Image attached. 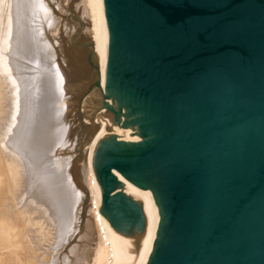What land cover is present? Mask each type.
<instances>
[{
  "label": "water",
  "instance_id": "1",
  "mask_svg": "<svg viewBox=\"0 0 264 264\" xmlns=\"http://www.w3.org/2000/svg\"><path fill=\"white\" fill-rule=\"evenodd\" d=\"M103 18L100 96L134 116L108 108L94 146L100 213L136 261L145 215L119 173L158 216L146 264H264V0H103ZM81 45L95 68L91 39Z\"/></svg>",
  "mask_w": 264,
  "mask_h": 264
},
{
  "label": "bare ground",
  "instance_id": "2",
  "mask_svg": "<svg viewBox=\"0 0 264 264\" xmlns=\"http://www.w3.org/2000/svg\"><path fill=\"white\" fill-rule=\"evenodd\" d=\"M87 6L92 19L94 72L89 57L80 70L57 59L55 43L48 33L53 11L46 0H0V221L18 231L26 243L24 251L35 254V258L40 250L53 248L68 237L76 221L75 210L81 196L78 178L85 163L81 170L78 167L77 177H71L56 150L69 139L71 104L66 98L71 93L86 91L77 110L88 120L98 118L100 122L93 141L83 147L82 153L87 162L91 212L100 235L91 264H146L158 225L151 193L144 188L129 189L119 173L114 175L124 193L141 201L145 215L146 226L136 261V244L113 230L96 206L100 187L91 156L113 119L108 108L121 109L127 120L134 114L126 115L127 109L123 105L118 107L116 99L108 94L100 96L105 92L107 56L103 0H87ZM72 51L77 52L76 48ZM95 73L99 89L92 84ZM129 125L135 130V124ZM27 220L40 226L32 223L29 226L37 229H28Z\"/></svg>",
  "mask_w": 264,
  "mask_h": 264
},
{
  "label": "rangeland",
  "instance_id": "3",
  "mask_svg": "<svg viewBox=\"0 0 264 264\" xmlns=\"http://www.w3.org/2000/svg\"><path fill=\"white\" fill-rule=\"evenodd\" d=\"M46 1L50 6L51 12L53 11V24L51 29H48V33L55 43L57 49V59L66 66L80 70L83 62L88 61L87 46L81 44L87 39H93L92 19L87 6V0ZM80 20H82L83 25ZM72 48H76L77 52L72 51ZM90 66V68H92L91 70L94 72L95 69L93 65ZM3 88L5 90L6 85H3ZM5 92L8 93V90L6 89ZM69 95L65 100L66 102L69 101L71 104V111L69 110L68 112L69 139L67 138L66 144L56 150V155L66 164L67 171L71 177H77L76 172L78 167L81 170L83 163H85L83 166L84 171L82 170V172H80L78 178L81 196L75 210L76 221L74 222V226L69 233L70 236L68 235L69 238L67 237L65 240H63V242H58L59 246L57 245L58 243L56 246H53L54 249L48 248L45 249L46 251L44 249L40 250L43 253L39 251V256L36 253L37 256L35 258V254H29L27 251H24L27 250L26 243L24 240H22L23 237L18 233V231L15 228L14 229L16 231H14V229L9 228V226H7L5 223L4 225L3 222L0 221V264H91L92 258L95 256L97 247L100 243V235L91 212L90 193L88 190V184L86 183L87 162L83 155L76 157V151L72 148L76 130L79 128V122L77 118L78 108L75 103L80 94L71 93ZM84 101L85 100H83V102ZM82 119L85 122V127L80 132V145L85 148L93 141L100 122L98 118L97 120L91 119L92 121L96 122L95 125H97V128H94L93 126H90V120L85 118L84 114ZM1 121L2 120H0V123ZM83 173L86 176L85 178ZM27 221V224L25 223V225L28 226V229H37L38 226H40V224H37L38 226H36L34 221ZM32 223L37 228L33 225L29 226V224ZM4 230H7L6 233ZM16 236H18V239Z\"/></svg>",
  "mask_w": 264,
  "mask_h": 264
}]
</instances>
